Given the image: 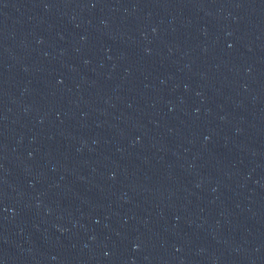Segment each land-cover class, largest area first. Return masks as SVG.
<instances>
[{"label":"water","instance_id":"95a60500","mask_svg":"<svg viewBox=\"0 0 264 264\" xmlns=\"http://www.w3.org/2000/svg\"><path fill=\"white\" fill-rule=\"evenodd\" d=\"M0 264H264V0H0Z\"/></svg>","mask_w":264,"mask_h":264}]
</instances>
